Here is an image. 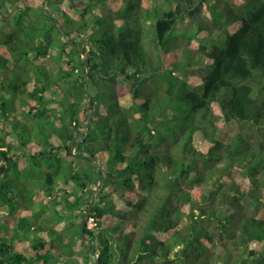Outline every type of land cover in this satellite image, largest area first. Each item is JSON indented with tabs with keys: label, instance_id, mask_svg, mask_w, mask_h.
<instances>
[{
	"label": "trees",
	"instance_id": "1",
	"mask_svg": "<svg viewBox=\"0 0 264 264\" xmlns=\"http://www.w3.org/2000/svg\"><path fill=\"white\" fill-rule=\"evenodd\" d=\"M97 258L264 264V0H0V264Z\"/></svg>",
	"mask_w": 264,
	"mask_h": 264
},
{
	"label": "rangeland",
	"instance_id": "2",
	"mask_svg": "<svg viewBox=\"0 0 264 264\" xmlns=\"http://www.w3.org/2000/svg\"><path fill=\"white\" fill-rule=\"evenodd\" d=\"M45 62L49 67L52 66L55 69L57 68V64L55 61L49 59ZM239 129H240L239 125L235 122L228 124L220 131L219 138L221 140H223L224 142H228L231 138H233L239 132ZM195 138H196L195 143L200 145L201 144V138L200 137H195ZM79 163L85 167H92V165H90L89 163H87L85 161H79ZM94 194H95V192L92 194V192L90 191V193L88 194V197H87V201L90 200V198L92 196H94ZM90 225L93 226V223L90 222Z\"/></svg>",
	"mask_w": 264,
	"mask_h": 264
},
{
	"label": "water",
	"instance_id": "3",
	"mask_svg": "<svg viewBox=\"0 0 264 264\" xmlns=\"http://www.w3.org/2000/svg\"><path fill=\"white\" fill-rule=\"evenodd\" d=\"M83 56L86 57L85 54H83ZM87 66L89 67L88 60H87ZM90 109H91V99H90V105H89L88 110H87L86 120L89 118V111H90ZM88 134H89V127H88V129H87V133H86V135H85L82 139L84 140V139L87 137ZM79 144H80V141L77 143V145H79ZM75 148H76V146L74 147V149H75ZM76 155H77L78 157H84V156H86V155L91 156V153H90L89 151H86V152H82V153H76ZM94 159L97 160L96 157H94ZM102 181H103V173H102V166L100 165V167H99V182H100V183H99L98 189L96 190L95 193H97V192L101 189V187H102ZM94 201H95V195H94V198H93V200H92L91 206H90L88 212L86 213V215L84 216V218H83V220H82V223H81V230H82V233H83V236H84V237H85L84 225H85V223H86V222L88 221V219H89V216H90L91 209H92V206H93ZM96 264H99V259H98V258H97V260H96Z\"/></svg>",
	"mask_w": 264,
	"mask_h": 264
}]
</instances>
